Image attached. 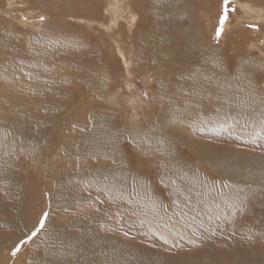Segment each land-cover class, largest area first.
<instances>
[{
    "label": "bare ground",
    "instance_id": "bare-ground-1",
    "mask_svg": "<svg viewBox=\"0 0 264 264\" xmlns=\"http://www.w3.org/2000/svg\"><path fill=\"white\" fill-rule=\"evenodd\" d=\"M15 1L18 6L23 5L26 7L24 9L25 13L26 15L29 14L31 18H33L34 16L38 17V16H42L45 14V16L48 18L47 22L50 25H53V23L55 24V21H51L50 20L52 18L51 15H49L48 11H44L43 9H46V10L48 8L50 9L51 6H55L56 8H58V6H61L57 10L58 14L59 12L62 15L67 14L69 16L68 18L74 21L76 20L79 23H82L85 27L89 29H92L93 28L92 25L95 24L93 20L84 18L87 16V14L94 13L93 10L90 13L89 11L84 12L85 10L88 9L84 5L85 3L84 0L83 2L82 0H18V1L17 0H2L3 3L0 0V46L2 45V42H3V35L6 36V33L8 34V31L11 30V28H13V26L16 23H18L16 21L18 16L16 17L15 13L13 12L15 9L11 10V9H8L9 7H7L8 3L12 4ZM118 1L106 0V3H109L110 5H112V8L110 10L111 11V14H110L111 21L110 22L109 20L107 21L108 25L99 23V27H101L104 30V33L100 34L96 32L97 35H95V37L92 36L93 39L90 40V41H93L96 45H98V47H95L97 52L95 54L94 52L93 54L92 53L86 54L85 52L82 53V51H80L81 53L78 52L74 56L75 58L81 57V56L82 57L85 56V58L88 57L89 59L86 60L87 64L78 63V62H77L78 64H76L74 60H64L65 58L64 59L62 58V61H60V63L53 64V65L52 64L48 65L46 64V62L44 63L40 62L39 64L42 65L41 68H43L46 71H49L50 73L46 75L44 72L40 74L32 70H27V67L28 68L34 67L33 65H30V63H32L31 59L26 58L21 61L19 60L21 58H19L17 59L19 62L18 61L17 62L19 63V65L21 63V66H16L17 63L15 64L13 59L4 60V59H1L2 57L0 55V194L5 197L10 198L12 201L15 199H19L18 204L17 203L14 204L12 201L11 203L13 204L0 202V227L1 228L7 227V229H12V230L16 229L21 233V236L19 238H15V239L9 238L8 241H6L4 238L2 241H0V255L3 256L4 254L6 256V260L3 262H0V264H13L15 262L14 259L16 257L18 259V257L22 256L21 254L26 248L28 249L30 247V250L33 251L34 250L33 248H36L37 247L36 245L39 244L38 243L39 240H42V239L44 241V243L42 244L43 252H41L40 254H37L36 256H31V259H30L31 264H37V263H34L35 261L36 262L39 261L41 264H64V261L66 260L64 259L65 257L78 260L80 261V264H242L245 262L244 260H246V258H243V257H245L244 254H246L245 252L247 251H244V252L238 251L236 255L235 254L223 255V252H222V255H221L220 254L221 252H217L213 248L206 250V252L203 254L189 252L188 255L186 256L181 255L179 256L178 259H176V257H173V256H171L170 259H166L158 252V250L153 249V248H148V246L145 247L143 246L144 244L143 245L137 244V247L133 248L132 246L129 245V243H127L123 238L119 236L118 237L114 236L115 240L113 242H109L108 240H106L104 236L103 237L98 236V234L94 231L89 232L87 223H81L74 219L70 220L67 226H61L59 230L50 232V233L43 232L45 230V225H44L43 229L40 230L37 234H35V236H31V232L38 226V222H41L40 219L44 215L46 209L48 207H51L50 210H53V208L55 209V207L51 205V202L49 200L50 198H48V196H50V193H52L54 196L57 197L58 201L52 200L53 202L56 201L58 205L62 206V208L64 207L68 209L72 208V210L70 211H73L75 213H78L76 209V206L78 203L81 205L90 204L91 202L90 196H88L87 198V195L85 193L82 194L83 196L79 194L78 189H80L81 187H78L77 189L78 192H76L79 195L75 196L76 193L73 194L70 192V190L72 189L71 187H70L71 189L69 190V189H66L64 186L66 182L70 183L73 181L72 186L75 188V186L77 187L78 185L76 184V182L81 183L80 174H83L84 171L82 168H80V161L78 157L82 159L85 156H88L94 159L103 158V159L113 160L114 167L111 169V173L113 174V176H116V180L115 182H113L115 186L114 185L113 186L115 187L116 191L117 190L119 191V193L116 194V192L111 191L112 192L111 193L109 191L110 194H107V195L109 196L115 195L119 197V199L121 198L123 202L129 204L130 206L139 207L142 210L144 209L145 202L147 203V206H151L152 204L148 196L141 197L140 195V193H146L150 191L149 187L146 191L143 190L144 188L142 189L141 187L142 185L141 180L144 181L143 174L146 175V181L148 182L147 180L148 175L150 174L164 175L163 174L164 171L171 170L172 173L173 172L177 173V176L172 177V178L183 182V187L188 190L196 189L194 188V185L200 183V188L203 190V193H204L203 194L204 196L201 197V199L199 196L195 195V199H190V201L188 200L187 207L184 206L183 208H181V204L179 202L174 201L173 203L172 208L174 211H176V213H179L176 215L179 217V220L181 219L184 226L179 224L178 222L177 223L179 224V226L169 225L170 222L168 223L167 220L166 222H162L161 221L162 218L160 216L162 215V213L158 211L159 208L157 207L158 209H156V211H158L157 214L159 215L160 220L158 218L157 220L152 219L154 222L150 224L151 225L150 227L147 226L148 223L146 224L143 223L144 215L140 216L142 217L140 218V220H139V216L137 215L138 220L136 222V225L133 224L134 226L133 228L135 231V227H137L138 229L136 230L138 231L140 230V232H138L140 235L144 234V231H142L143 229L148 230L153 235H156V232L159 231L161 226H164L165 227L164 230H160L159 232L161 236L158 234L162 238V240H166V237L163 236L164 234L168 235L169 237L170 236L177 237L180 234H182L181 233L182 229H184L185 227L187 226L191 228L198 227L200 220L202 221L206 220L204 218H206L209 214L215 213L218 210V207L216 206H213V205H212L213 207L207 206L209 203L206 204L204 202H201L203 200L206 202L209 201L208 199H210V195L212 194L211 187L207 182L202 181V179H200L198 175H194L190 173L189 172L190 167L186 165L183 161L173 158L170 161L165 163L166 165L165 169H162L159 167H154L153 169L136 168L138 170L135 171V168L129 167L128 165H126L127 163L125 164L122 161V159H120L119 163L114 161L113 149H112L113 145H111V149L109 150L105 149L104 139L107 136L106 135L107 132H110V133L112 132V130L109 131L108 129L112 125L107 120H101L100 113L108 111V110H112L114 108L112 104H110L111 102L110 99L109 100L107 99L108 95L110 92L114 91L115 88L117 87L116 85L121 82V78H122L121 74L125 73L126 76H128L127 73L130 72L129 70H132V63L130 64V60L127 61L128 57L124 52V47L128 46L130 49H133L134 51H132V53L134 54L137 60L138 53L140 50L139 45L144 44V43L155 44V40L151 41L148 38H155L158 41H163V40H166L168 37H173V41L177 42V40L178 41L180 40L177 36L184 35L187 32L186 30H181L179 32L175 30L174 32H170L169 29H167L166 27L164 29H157V32L155 33L151 32L150 34L148 33L146 34L145 31L143 32L141 30L142 28L140 27L143 26L144 19L148 17V12H146V10H143L142 8L145 5L146 0H136L137 1L135 2L136 6H134L133 4L134 6L133 8L131 7V4H130L132 0L131 1L125 0L126 5L124 6V9L126 7L125 12L127 16L125 17V20H123V22L126 21L127 25L120 23L119 20L116 19V15L120 12V11L116 12ZM180 1L183 3L188 2L187 0H175V2L174 1L173 2L177 5L181 3ZM254 1L258 2L260 0L233 1V7H236V8L238 7V9H240L244 15L248 16L247 18H243L240 21L244 22L246 21L245 19H247V20L261 23V24L264 23V16H263L264 13L260 9L263 6V4L262 6H260V3L257 4V2H254ZM253 3L256 5H254ZM42 5L43 7H40ZM35 8L40 9V10L36 12ZM31 13L34 14L33 17L31 16L32 15ZM64 24L65 22L63 23V25ZM137 25H138V28L136 30ZM192 25L194 26V24ZM194 27H197V26L195 25ZM252 27H254V25H252ZM258 27L259 26H256L255 29L256 28L258 29ZM56 29L60 33L57 36V40L60 41L59 35H65V33L60 32L62 30L58 27ZM235 31H238V30H235ZM12 35L14 36V34ZM35 36H38V37H35ZM41 37L42 35H36L34 33L30 34L29 43H28V45L32 43L30 44V47H28L30 52L34 50L33 49L34 48V45H33L34 38H39L38 41H40ZM128 39L130 40L128 41ZM188 39L190 40L191 45L194 49H198L200 51L202 50V52L203 50L206 51L207 60L208 58H210L209 60L216 63L217 65L219 66L223 65V62L221 61V59L218 61L217 58L214 59L213 57L214 55H217L216 50L213 52L210 49H205L202 47L204 40H205L204 38H199L195 32H192L190 33ZM69 40L70 39L64 40V41L69 42ZM41 41H44V39ZM73 43H74V46L79 45V41L76 39L75 41L73 39ZM102 45L103 46L108 45L110 47L112 46L115 52L114 51L107 52L108 55H106V57L104 58L103 55H104V52L106 51L104 50ZM86 46L87 44H85L83 47L89 49L93 45L90 44L88 47ZM207 48H211V47L207 46ZM234 48H237V46ZM263 51L264 50L262 49L261 52ZM116 54L119 55L117 56L118 58L115 56ZM12 56L11 58H13ZM52 57L54 58V56ZM118 59L121 60V66H123L124 71L120 70V67H119L120 62L118 63ZM225 60L226 59H224L223 61L225 62ZM126 62L129 63V65L131 66L130 68H127L128 63L126 64ZM255 62L257 63V61ZM6 63L11 64L12 66L7 67ZM258 64L261 65V68L264 70V60L262 59L261 61H259ZM182 65L183 63L179 65L180 70L182 69V71L180 72V70L178 69L175 72V73L180 72L178 75H176V77L174 73L175 80L176 78L180 80L179 84L178 83L174 84V87H176L177 91H179L181 87L185 88V85L183 86V81H185L188 84L191 83L189 85L190 88L189 89L186 88L190 93L189 98H191V96L194 95L196 91H198L199 93H201L200 95L204 99L209 100V101H212L211 98L215 100L217 99V103H218V106L216 107V109L218 111V114L220 113L219 117H208V115L203 116L202 111L200 112L198 111L197 114L196 112H194L196 115L194 118L192 117L191 120L194 122L195 128L206 129L205 127L206 124H214L216 126L217 124L226 125L228 119H230L231 122L233 123L239 122V123L247 124V125L253 124L252 120L257 117L261 118V120L264 121V96L258 95L259 90L256 87L257 85H259V82L262 85H264V81L263 82L258 81L257 75H255L254 77L251 72L249 73L242 72L241 69L243 67L241 66V64L238 66V63H237L238 67L235 66L236 64L234 65V67H231L233 68L232 71H235V70L236 71L234 75L232 74V76L227 77V81H225L226 78H221L218 80H215V79L210 80L211 82L215 80L213 81L214 84H216L215 91H213L214 89L211 90L210 88L206 89L203 86L199 87V89L197 90L193 83L195 82L196 79L198 80L201 79L202 81L204 80L206 82V80L200 74H198L199 72L200 73H205V72H202L200 70L194 71V67H192L189 69L191 71L187 75V72L186 74H184V72L188 70L186 69L188 66L185 67ZM240 66L242 68H239ZM14 67H17L18 69L17 68L14 69ZM69 69H75L77 71L76 74L79 77H77L76 75H75L76 77H74L73 74H72L73 76H71L69 73L67 74L66 71ZM114 69L116 70L117 74L114 73ZM21 72L27 73L28 78H34V81L32 82L24 81V84H26V86L30 85L29 95L27 94V90L24 89L25 87L21 88L20 86L22 85V80H23ZM80 73H81V76H80ZM166 73L167 72L165 71L162 72L163 82H162V93H161V102H165V104L160 106V108H156L155 104H148L147 105L148 113H146L145 115L143 124L139 122L136 125L137 129L139 130H149L150 131L151 129H153V127H157V126H160L163 129H166L167 123L172 124L171 117L173 115V112L177 110V106L175 104L176 98L172 96L173 94L170 93L169 90L167 89L168 76ZM181 74H184V75L181 76ZM250 74L254 77V80H251ZM237 76H239V78H237ZM63 77L68 80V81L67 80H64V81H67V82L75 81L76 86L75 87L73 86L75 89L72 87H71L72 89L69 88L66 91H64L63 88L60 89L57 85L61 84ZM55 78H56L55 80L56 83L54 82ZM113 83H116L115 87L112 86ZM199 85L197 84L196 87L198 88ZM227 85L234 87V88H237V85H240L241 87L239 89L244 88L245 90L244 95L240 97H235L233 96V94H227V91L229 90ZM5 86L7 87L6 89L3 88ZM130 87H131L130 83L123 82V89L125 88L127 90L126 91L127 93L124 94V97L126 98V101L129 104V105L126 104L128 108L126 106L120 107V109L124 113L132 112L133 107L137 105L136 100L139 95L132 94L129 90ZM48 92H51V93H48ZM16 93L21 95L22 97H20L19 95H16ZM121 93H122V87H121ZM118 94L120 95V91L118 92ZM194 96L196 97V99L199 98L198 97L199 95L198 96L194 95ZM69 98H70V102L72 103L70 102L67 103V100ZM127 98L129 100H127ZM63 101L64 103H62ZM210 110H211V107H210ZM213 114L214 113H212V116ZM85 118H88L89 122L86 121ZM47 125H49V129L45 128L47 127ZM173 125L181 126V124L178 122L174 123ZM229 131L232 133L245 135V133L247 132V129L236 130L235 127L231 126L229 128ZM191 150L196 151L197 160L201 162L203 167H205L204 169L208 170L211 173V175L215 174L216 177L221 178V179L219 178L218 179L224 183L221 187L222 189L221 191L222 193H220L221 198H219L221 201H227L229 203L231 201L233 203L237 201L244 202L243 200L246 199L245 197L248 198L247 195L249 194L254 195V197L255 195L263 194L261 192V189L264 188V162H263L264 159L263 158H256L255 155H252L251 162H250L246 154L242 152H238V150L236 149H234V152H236V154L234 153H225L224 155L215 154L210 150V147L205 143H202L199 145L193 144L191 145ZM233 161H235V164L233 163ZM246 163H250V166H248V164ZM107 170H108L107 168L104 169V171H107ZM138 173H140L141 175ZM96 174L97 175L99 174V176L94 175L92 179L89 180L87 183L88 184L94 183L96 185L98 184L99 186H104V189L109 190V188H111L112 186L111 184L112 182L108 179H104V177L100 173H96ZM125 175H130V179H131L130 189H131V193L133 192L132 193L133 195H130L131 197L121 193L123 188L124 189L127 188V187L125 188V186L123 185L124 184L123 179ZM139 175L142 178L141 180H140ZM247 177H248V180H246ZM21 180H27L30 183V185L28 183H25L24 185L23 183H21ZM160 182L163 183L164 186L167 187V184L165 181H160ZM236 183L237 184L240 183L241 186L237 187ZM89 186L92 187V185H89ZM42 187L46 188V191L43 192L44 194L43 209L40 210L37 217L33 219L32 218L33 215L31 213L32 208H33L32 203L35 202L34 200L37 197L36 195H38V193L42 190ZM174 188H177L178 190L177 192H180L183 190L178 187H174ZM168 189L170 192H172L173 188L171 189V187H168ZM74 190H76V188ZM213 194L215 195L216 192H214ZM29 195H31L32 197L31 199H33L32 203L28 202L27 197ZM216 195H218V193ZM73 196L76 197V202H77L76 206H75V203L71 201V198H74ZM195 200H196V203H194ZM70 202L73 204V207H71ZM142 202L143 204L141 207L140 203ZM29 203L31 205H29ZM192 203L196 205L193 206ZM215 203H218V202H215ZM232 205L230 203L229 208ZM154 207L156 208V205H154ZM262 208L264 210V206H262ZM121 209L122 208L115 209V211L122 213V211L124 210H121ZM132 211H133V208H132ZM151 211L150 213H152ZM88 212L89 214L91 213L90 208H88ZM164 212L165 214H168L171 217V214H170L171 211L169 212V211L164 210ZM219 213L221 212L220 211L216 212V214H219ZM82 214H84V212ZM130 214L129 216H132V212ZM151 215H149V217ZM194 215H197V216L200 215L201 218L200 219L195 218ZM154 218H156V215ZM121 220H124V219H121ZM157 222H159V224ZM214 222L215 221H212V223ZM246 225L247 226L245 227V232H244L246 239L250 240L249 243L255 244L256 242H254L253 240L255 241L257 240L261 242V244H259L258 242L257 244L258 247H256L257 248L256 252L261 253L264 257V231L262 229L260 230L259 228H257V230L258 229L259 230L255 232V230L251 229L250 226H248V224ZM261 226L264 227V222L261 224ZM241 227H243V225ZM74 229H78L80 233L78 235H75V234L71 235L69 231L70 230L72 231ZM66 232H68L69 234L66 235L65 234ZM198 232L200 234V231ZM202 233L209 234L210 232L209 231L205 232L204 230L202 231ZM185 237H186V234H185ZM53 238L55 239L61 238L60 244L56 242L57 244H59V246L55 245V242H54L55 239ZM211 238H213V235ZM21 241H24V243H21L24 249H22L20 246L19 250H15L16 247H19L18 245L20 244ZM17 259L15 260L18 261ZM1 260H4V257ZM240 260L241 262H239ZM244 264H264V258L253 257L247 263H244Z\"/></svg>",
    "mask_w": 264,
    "mask_h": 264
},
{
    "label": "rangeland",
    "instance_id": "rangeland-1",
    "mask_svg": "<svg viewBox=\"0 0 264 264\" xmlns=\"http://www.w3.org/2000/svg\"><path fill=\"white\" fill-rule=\"evenodd\" d=\"M173 1L175 2V0H157V1L156 0H152V1L146 0L147 4L145 3V5L142 7L143 10H146V12H148V17H147L148 19L147 18L144 19V24L142 27H140L142 28L141 30L143 32L145 31L146 34L147 33L150 34L151 32L155 33L157 32V29H164L165 27L169 29L170 32H174L175 30L178 32L181 30H186L187 32L184 35L177 36L180 39L179 41L177 40V42L173 41V37H168L166 40H163V41H158L155 38H148L151 41L155 40V44L144 43V44L139 45L140 50L138 53L137 60L134 54L132 53V51L134 50L130 49L128 46L124 47V52L128 57L127 61L130 60V64L132 63V70H129L130 72L127 73L128 76H126L125 73L121 74L122 76L121 82L116 85L117 87L118 86L119 87L118 88L116 87L115 90L110 92L108 95L107 99L108 100L110 99L111 101V102L110 101L108 102H110V104H112L114 108L112 110H108V111L100 113L101 120H107L112 125L110 128H108L109 131L112 130V132L111 133L107 132L106 133L107 136L104 139L105 149L109 150L111 149V145H113L112 149H113L114 161L119 163L120 159H122V161L125 164L127 163L126 165H128L129 167L135 168V171L138 170L136 168L153 169L154 167H159V168L165 169L166 167L165 163L170 161L173 158L183 161L186 165L190 167L189 169L190 173L194 175H198V177L202 179V181H205L210 185L212 194L214 192H216V194L218 193V195L215 194L216 196L214 194L213 195L211 194L210 199H208L209 200L208 202L204 200L201 202H204L206 204L209 203L207 206L213 205V206L218 207L217 211H220L221 213L216 214L217 212L216 211L215 213L209 214L206 218H204L206 220L199 221L198 227H193L194 230L191 227H188V226L185 227L184 229H182V232H181L182 234H180L177 237H172V236L169 237L168 235L164 234L163 236L166 237V240H162V238L160 237L161 235L159 233L160 230H164L165 228L164 226H161L159 231L156 232L157 236L151 234L148 230H145V229L142 230L144 231V234L140 235L138 233L140 232V230L139 231L136 230L138 228L135 227V231H134V228H133L134 227L133 224L136 225L138 216L140 220V218H142L140 216L144 215L143 223L144 224L148 223L147 226L150 227L151 226L150 224L154 222L153 221L154 219L157 220L158 218L160 220V217L157 214L158 211L162 213V215H160L162 218L161 219L162 222H166L167 220L168 223L170 222L169 225L179 226V224H181L184 226L181 219L179 220V217L176 215L179 213H176V211H174L172 208L173 203L174 201H177L181 204V208H183L184 206L187 207L188 200L190 201V199H195V195L199 196L201 199V197L204 196L203 195L204 193H203V190L200 188V183L194 185V188L196 189L188 190L183 187V182L172 178V177L177 176V173L176 172L172 173L171 170L164 171L163 172L164 175H160V174L159 175H154V174L148 175L147 180L149 183L146 181L145 174H143L144 181H142L141 180L142 178L140 176L141 174L138 173L140 174L139 177L142 182V185H141L142 189L144 188L143 190L146 191L149 187V190H150L149 192H146V193H140V195L141 197L148 196L149 200L152 202L151 206H147V203L145 202L144 209L142 210L139 207L130 206L129 204L123 202L121 198L119 199V197L115 195H111L112 197L107 195V194H110L111 191L116 192V194L119 193L118 190L117 191L115 190V187H114L115 185L113 183L116 180V176H113V174L111 173V169L114 167L113 160L103 159V158L94 159V158L85 156L82 159L78 157L80 161V168H82L84 171L83 174H80L81 183L76 182V184H78L77 187L75 186L76 190H74L75 188L72 186L73 181L70 183L66 182L64 186L66 189H69V190L72 188L70 192L73 194L78 192L77 191L78 187H81L80 189H78L79 194L83 196L82 194L85 193L87 195V198L88 196H90V199H91L90 204H86V205L84 204L81 205L79 203L77 204L75 196H78L79 194L76 193L75 196H73L74 198H71V201L75 203V206L77 204L76 209L78 213H75L73 211H70L72 210V208H69V209L65 207L62 208V206L58 205V203L56 202L58 201L57 197L54 196L52 193H50V196H48V198H50L49 200L51 202V205H53L55 209L53 208L54 211L50 210L51 207H48L46 209L44 215L40 219L41 222H38V226H37L38 228L36 227L31 232V236H35V234H37L40 230L43 229L44 225H45V230L43 232L50 233V232L59 230L61 226H67L69 221L74 219L81 223H87L89 232L94 231L98 234V236H101V237L104 236L106 240H108L109 242H113L115 240L114 236L116 237L119 236L123 238L127 243H129V245L132 246L133 248H136L137 244H140V245L144 244L143 246L145 247L148 246V248H153V249L158 250V252L166 259H170L171 256L176 257V259H178L179 256L181 255L186 256L188 255L189 252L203 254L206 252V250H209L211 248H213L217 252H221L220 253L221 255H222V252H223V255L225 254L227 255L235 254L236 255L238 251L239 252L247 251L245 252L246 254H244L245 257H243V258H246V260H244L245 261L244 263H247L253 257L264 258L261 253L256 252V249H257L256 247H258L257 244L259 241L253 240L254 242H256L255 244L249 243L250 240L246 239L245 234H244L245 227L247 226L246 224H248V226H250L251 229L255 230V232H257L259 229L260 230L262 229L264 231V227L261 226V224L264 222V219H263L264 210L262 208V206H264V188L261 189V192L263 194L255 195V197L254 195L249 194L247 195L248 198L245 197L246 199L243 200L244 202L237 201L233 203L231 201L230 203L231 205L232 204L233 205L229 208L230 206L229 202L221 201L219 199L221 198L220 193H222L221 187L224 184L223 182L219 180L221 178L216 177L215 174L211 175V173L208 170L204 169L205 167H203L201 162L197 160L196 151L191 150V145L193 144L199 145V144L205 143L210 147V150L215 154H222V155H224L225 153L236 154V152H234V149H236L238 150V152H242L246 154L250 162H251L252 155H255L256 158L264 159V121H262L261 118L257 117L252 120L253 124L247 125V124H242L239 122L233 123L231 122L230 119H228L226 125L217 124L216 126L214 124H206L205 125L206 129L195 128V124L191 119L192 117L193 118L195 117L198 111L199 112L202 111L203 116L208 115V117H219L220 113L218 114V111L216 109V107L218 106L217 99L215 100L211 98L212 101L206 100L203 97H201L200 95L201 93H199L198 91H196L194 95H197V96L199 95L198 96L199 98L196 99L194 95H192L191 98H189L190 93L187 89L190 88L189 85L191 83L188 84L185 81H183V86L185 85V88L181 87V89L177 91L176 87H174L175 83L179 84L180 82V80L177 78L175 80V77L182 71V69L180 70V67H179V65L182 63H183L182 66H185V67L188 66L186 68L188 70H186L184 74H186L187 72V75H188L191 71L189 69L192 67H194V71L200 70L202 72H205V73L199 72L198 74H200L206 80V82L204 80L202 81L201 79L199 80L196 79L195 82L193 83L197 90L199 89V87L203 86L206 89L210 88L211 90L214 89L213 91H215L216 84H214L213 81L221 79V78H226L225 81H227L228 76H232V74L233 75L235 74L236 70L232 71L233 68H231V67H234L235 64H236L235 65L236 67H238L241 64L243 68L241 66L239 68H242L241 69L242 72H246V73L251 72L254 77L255 75H257L258 81L263 82L264 81V70L261 68V65H259L258 63L262 59L264 60V51L261 52L262 49L264 50V23L261 24V23L253 22L247 19H245L246 21L244 22L240 21L243 18H247L248 16L244 15L243 12L240 9H238V7L237 8L233 7V1H236V0H227V2L226 0H208V1L207 0H187L188 1L187 3H183L180 1L181 3L177 5ZM238 1H242V0H238ZM84 2H85L84 5L88 8L84 12L89 11L90 13L92 10L94 11L93 14H87L88 17L87 16L84 17L86 19L93 20L95 24L92 25L93 27L92 29L85 27L82 23H79L76 20L75 21L71 20L70 18H68L69 16L67 14L62 15L60 14V12L58 14L57 10L61 6H58V8H56L55 6H51L50 9L49 8L47 10L43 9L44 11H48L49 15H51V17L54 19L53 20L51 18L50 20L55 21V24L53 23V25H50L47 22L48 18L45 16V14L42 16L33 17L34 14L31 13L32 15L31 14L30 15L33 17L31 18L29 14L26 15L25 13V10H24L26 8L25 6L23 5L18 6L16 1L12 3L13 5L6 2L8 3L7 4V7H9L8 9H11V10L15 9L13 12L15 13L16 17L18 16L16 19L18 23H16L13 26V28H11L12 31L9 30L8 34L6 33V36L3 35V42H2V45L0 46V55L2 57L1 59H4V60L13 59L15 64L17 63L16 66H21V63L19 65L18 63L19 61L17 60L19 58H21L19 59L21 61L26 58L31 59L32 63H30V65H33L34 67L33 68L27 67V70H32L40 74L44 72L46 75L50 73L49 71H46L43 68H41L42 65L39 64L40 62L41 63L46 62V64L48 65L49 64L53 65V64L60 63V61H62V58L63 59L65 58L64 60H74L76 64L78 63L87 64L86 60L89 59L88 57L86 58L85 56L77 57L79 60L78 61L77 58H75L74 56L80 51H82V53L85 52L86 54H91V53L93 54V52L95 54L97 52L95 47H98V45H96L93 41H90V40H92L93 39L92 36L95 37L97 33H100V34L104 33V30L101 27H99V23L108 25L107 21L108 20L109 22L111 21L110 19L111 11L110 10L112 8V5H110L109 3H106V0H84ZM135 2L137 1L136 0L131 1L130 4L132 8L136 6ZM254 2H257V1H254ZM259 3H260V6H262V4L264 6V0H260L257 2V4ZM125 5H126L125 0L118 1L116 12L118 11L120 12L116 15V19L119 20L120 23L127 25L126 21L123 22V20H125V17L127 16L125 12L126 7L124 9ZM263 6L260 9L264 13ZM40 7H43V5ZM39 10L40 9L35 8L36 12ZM64 22L65 24L63 25ZM242 23H244L245 25ZM192 24H194V26L196 25L197 27H194ZM252 25H254V27H252ZM256 26H259L258 29L257 28L255 29ZM57 27L62 30L60 32L65 33V35H59L60 41L57 40V36L58 34H60L59 31L56 29ZM137 28H138V25L136 26V30ZM235 30H238V31H235ZM192 32H195L199 38L205 39L202 45L203 48L210 49L213 52L216 50V53L218 56L217 55H214V56L212 55V56L214 57V59L217 58L218 61L221 59V61L223 62V65H222L223 67L210 61L209 60L210 58H208L207 60L205 50H203L202 52V50L200 51L192 47L191 42L188 39L190 33ZM218 32H219V35H217ZM33 33L36 35H42V37L40 41H38L40 37L34 38L33 40L34 48L32 46L31 47L35 51L32 50V52H30L28 47H30V44L32 43L28 45L29 36L30 34H33ZM12 34H14V36ZM35 37H38V36H35ZM43 39L44 41H41ZM68 39H70L69 42L64 41ZM73 39L74 41L75 39L79 41L78 46H74ZM129 40L130 39H128V41ZM85 44H87L86 47H88L90 44L93 46L87 49L83 47ZM207 46L211 47L212 49L207 48ZM236 46L237 48H234ZM103 48L106 51L104 52V55H103L104 58L106 57V55H108L107 52L109 51L115 52L112 46L110 47L107 45V46H103ZM41 52L44 54H42ZM10 55L11 56L13 55L12 56L13 58H11ZM52 56H54V58ZM115 56L117 57L119 55L116 54ZM223 58L226 59L225 62L223 61L224 60ZM254 60L257 61V63ZM118 63H119L120 70L124 71L123 66H121L120 59H118ZM127 63L128 62H126V64ZM237 63H238V66H237ZM6 66L8 67L12 65L6 63ZM130 67L131 66L128 63L127 68H130ZM16 68L17 67H14V69ZM178 69L180 70V72L175 73ZM163 71L167 72L166 74L168 76L167 89L169 90L170 93L173 94L172 96L176 98L175 104L177 106V110L173 112V115L171 117L172 124L167 123L166 129H163L160 126H157V127H153V129H151L150 131L149 130H139L137 129L136 125L139 122L143 124L145 115L146 113H148L147 105L155 104L156 108H160V106L165 104V102H161L162 82H163L162 72ZM25 72H21L23 80H22V85L20 86L21 88L25 87L24 89L27 90V94L29 95L30 85L26 86V84H24V81L32 82L34 81V78H28V75ZM66 73L67 74L69 73L71 76L74 75V77L76 76L79 77L76 74L77 71L75 69H69L66 71ZM114 73L117 74L115 69H114ZM174 73H175V77H174ZM184 74H181V76ZM204 75L207 76L209 79L205 77ZM80 76H81V73H80ZM250 76H251V80H254V77L251 74ZM64 77H63V80L61 81V84L59 85L56 84L60 89L63 88V90L66 91L67 89L69 88L72 89L76 86L75 81L67 82L68 80ZM237 78H239V76H237ZM211 79H215V80L211 82L210 81ZM55 80L56 78L54 79V82L56 83ZM64 80H67V81H64ZM123 82L130 83L131 85V87L129 88L130 92L132 94L139 95L137 100L135 99L137 105L134 106L132 109V112H129V113H124L120 109V107H125L126 104H128V102L126 101V98L124 97V94L127 93L126 92L127 90L125 88L123 89ZM115 84L116 83H113L112 86L115 87ZM197 84L198 85L200 84L198 88L196 87ZM120 86L122 87V93H121ZM227 87L229 88V90L227 91V94H233V96L235 97H240L244 95L245 90L244 88L239 89L241 87L240 85H237V88L231 87L229 85H227ZM256 87L259 90L258 95L264 96V85H262L259 82V85H257ZM3 88L6 89L7 87L5 86ZM119 91H120V95L118 94ZM48 93H51V92H48ZM16 95H19V94L16 93ZM19 96L22 97L21 95ZM127 100L129 99L127 98ZM64 101L62 103H64ZM69 102H70V98L67 100V103ZM210 107H211V110H210ZM194 112H196V114ZM212 113H214L213 116H212ZM85 120L89 122L88 118H85ZM176 122L180 123L181 126L173 125ZM229 126L235 127L236 130L247 129V132L245 133V135L232 133L229 131V128H230ZM45 128L49 129V125H47V127ZM233 163L235 164V161H233ZM246 164L250 166V163H246ZM105 168H107L108 170L104 171ZM96 173H100L104 177V179H108L112 182L111 183L112 186L111 188H109V190L104 189V186H99L98 184L96 185L94 183L93 184L87 183L89 180L92 179L94 175L99 176V174L97 175ZM123 180H124L123 185L125 186V188L126 187L127 188L129 187V188L128 189L123 188L121 193L131 197L130 195H133L132 194L133 192L131 193V189H130L131 188L130 175H125ZM159 180L165 181L167 184V187L164 186V184L161 183ZM246 180H248V177L246 178ZM21 183H23L24 185L25 183H28L30 185V183L27 180H21ZM89 185H92V187H90ZM236 186L239 187L241 186V184L236 183ZM168 187H171V189L173 188L172 192L169 191ZM174 187H178L183 190L180 192H177L178 191L177 188H174ZM44 188L45 187H42V190H41L42 193L40 191L38 195H36L37 197L34 200L35 202H33L34 204L32 203L33 199H31L32 198L31 195L27 197L28 202L32 203V206H33L32 211H31L33 215L32 216L33 219L36 218L40 210L43 209V204H44L43 192L46 191V188L45 189ZM102 188L104 189L105 192L103 191ZM52 200L53 201L56 200V201L53 202ZM11 201L12 200L10 198L5 197L0 194V202H5L8 204H13V203L18 204L19 199L13 200L12 201L13 203H11ZM215 202H218V203H215ZM30 203L29 205H31ZM194 203H196V200ZM194 203H192L193 206L196 205ZM140 204L142 207L143 202ZM154 205H156V208L154 207ZM71 207H73L72 203H71ZM88 208L91 209L90 214L88 212ZM119 208H122L121 210H124V211H122V213L115 211V209H119ZM132 208H133V211H132ZM156 209H158V211H156ZM164 210L169 211V212L171 211L170 212L171 217L170 215L165 214ZM82 211L84 212V214H82L83 213ZM150 211L152 213H150ZM114 212L117 214H115ZM131 212L134 218L132 216H129ZM148 214L149 215L152 214V215L149 217ZM155 215H156V218H154ZM194 217L199 218V219L201 218L200 215L199 216L194 215ZM121 219H124V220H121ZM212 221H215V222L212 223ZM157 223L159 224V222ZM242 225L243 227H241ZM257 228L259 229L257 230ZM204 230L205 232L209 231L210 233L203 234L202 231ZM198 231H200V234ZM69 232L71 235H74V234L78 235L80 233L78 229H74L72 231L70 230ZM149 233L151 236L149 235ZM65 234L68 235L69 233L66 232ZM185 234H186V237H185ZM212 235H213V238H211ZM20 236H21V233L16 229L12 230V229H7V227L6 228L0 227V238H1L0 241H2L4 238L6 241H8L9 238L15 239V238H19ZM54 242H55V245L59 246L61 242V238H56ZM56 242L59 244H57ZM21 243H24V241H21L20 244L18 245L19 247H16L15 250H19L20 246L22 249H24ZM38 243L39 244L36 245L37 247L33 248L34 249L33 251L30 250V247H29L28 249L26 248L22 252V254L20 253L22 256L18 255L20 257H18V259L17 257L15 258L18 261L14 259L15 262L13 264H20V263L28 264L29 262H30L29 264H31V260H30L31 256H36L37 254H40L41 252H43L42 250L43 248L42 244L44 243L43 239L39 240ZM259 244H261V242H259ZM3 257H4V260H1ZM64 259H66L64 261V264H80V261L74 260L72 258L65 257ZM5 260H6V256L4 254L3 256L0 255V262H3ZM239 262H241V260ZM34 263L41 264L39 261L38 262L35 261Z\"/></svg>",
    "mask_w": 264,
    "mask_h": 264
},
{
    "label": "snow or ice",
    "instance_id": "snow-or-ice-1",
    "mask_svg": "<svg viewBox=\"0 0 264 264\" xmlns=\"http://www.w3.org/2000/svg\"><path fill=\"white\" fill-rule=\"evenodd\" d=\"M226 2H227V0H226ZM217 35H219V32L217 33Z\"/></svg>",
    "mask_w": 264,
    "mask_h": 264
}]
</instances>
